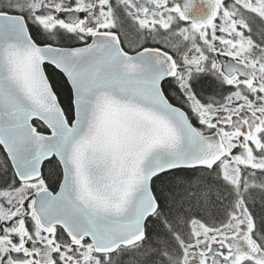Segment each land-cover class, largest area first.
<instances>
[{
	"label": "snow or ice",
	"instance_id": "1",
	"mask_svg": "<svg viewBox=\"0 0 264 264\" xmlns=\"http://www.w3.org/2000/svg\"><path fill=\"white\" fill-rule=\"evenodd\" d=\"M109 7H116V0H0V206L11 217L0 219V264L82 262L93 240L105 235L103 219L76 195L83 139L129 80L118 60L150 51L125 47L122 26L109 23ZM157 50L165 51L159 45ZM179 71H186L183 62ZM145 74L166 99L173 87L186 101L198 98L197 83L189 80L183 87L172 69L160 75L145 66ZM21 97H34L44 111L33 114L31 103L19 108ZM166 163L154 161L159 171L151 180L153 190L172 172L197 167ZM102 181L92 184L103 189ZM45 216L54 227H39ZM73 229L88 235L73 242Z\"/></svg>",
	"mask_w": 264,
	"mask_h": 264
},
{
	"label": "flooded vegetation",
	"instance_id": "2",
	"mask_svg": "<svg viewBox=\"0 0 264 264\" xmlns=\"http://www.w3.org/2000/svg\"><path fill=\"white\" fill-rule=\"evenodd\" d=\"M106 15L110 24L122 26L127 49L159 45L173 56L178 81L182 79L183 87H189V80L197 83L198 98L186 101L173 87L171 102L181 106L202 133L217 132L225 142L222 179L238 200L235 211L216 223L197 218L210 235H197L193 241L180 236L185 258L190 264H264V228L255 207L257 197L264 196V0H116ZM181 62L184 73L178 69ZM204 81L215 85L214 94L200 90ZM229 166L237 171L234 177L228 176ZM10 218L0 212V219ZM39 227L45 228L41 223ZM118 251L99 253L91 243L84 261L74 264H105L102 256L109 263Z\"/></svg>",
	"mask_w": 264,
	"mask_h": 264
},
{
	"label": "water",
	"instance_id": "3",
	"mask_svg": "<svg viewBox=\"0 0 264 264\" xmlns=\"http://www.w3.org/2000/svg\"><path fill=\"white\" fill-rule=\"evenodd\" d=\"M170 58L174 60L171 54L152 48L135 60H118L117 67L129 74V80L118 97L110 98V112H101L83 139L85 152L76 195L83 197L84 205L105 222L104 237L93 240L99 253H110L146 238V222L159 204L151 186L159 171L153 169L154 161H166V167L212 168L227 154L219 133H201L188 113L166 99L158 83L153 86L145 74V66L160 75H167L169 69L174 71L175 60L170 62ZM34 101V97H21L18 107L31 103L33 114H40L44 108ZM101 177L106 185L103 189L92 184L93 179ZM246 214L244 209L243 218ZM41 224L54 225L46 216ZM73 231V239L82 237L79 229Z\"/></svg>",
	"mask_w": 264,
	"mask_h": 264
},
{
	"label": "trees",
	"instance_id": "4",
	"mask_svg": "<svg viewBox=\"0 0 264 264\" xmlns=\"http://www.w3.org/2000/svg\"><path fill=\"white\" fill-rule=\"evenodd\" d=\"M201 89L211 94L216 91L215 85L207 81L200 84ZM221 167L218 164L214 169L186 168L174 171L158 182L154 193L163 206L149 216L151 219L148 217L146 238L119 248L117 253L111 254L112 261L108 264H183L184 247L179 237H188L189 221L198 218L206 223H216L228 212L235 211L233 206L237 199L232 187L223 181ZM58 175L59 171L54 170L52 180L55 181ZM249 201L253 207L251 197ZM255 207L264 228V196L257 197Z\"/></svg>",
	"mask_w": 264,
	"mask_h": 264
},
{
	"label": "rangeland",
	"instance_id": "5",
	"mask_svg": "<svg viewBox=\"0 0 264 264\" xmlns=\"http://www.w3.org/2000/svg\"><path fill=\"white\" fill-rule=\"evenodd\" d=\"M227 171H229L228 176L231 175L232 177H234L236 175V173H237V171H236V169L234 167H230V169L227 170ZM16 195H17V197L19 199L22 198L21 194L18 193ZM8 211H9L8 209H4L2 206H0V212L2 213V215L3 214H7ZM239 213H240V209L238 210V215H239ZM189 222H190L189 223V230H188V233H187L188 234L187 238H188L189 241L192 240L193 238H195V235H198V236H201V235L209 236L210 235L209 230L207 231V225L202 223V222H200V221H198L197 218L196 219H191ZM193 233H196V234H193ZM183 247H184V250H185V246H183ZM188 247L189 246H187L186 249H188ZM185 254H186V252L184 251V256H183V258H184L183 261L184 262H183V264H190L189 259L185 258ZM93 263H95V262H92L90 264H93Z\"/></svg>",
	"mask_w": 264,
	"mask_h": 264
},
{
	"label": "bare ground",
	"instance_id": "6",
	"mask_svg": "<svg viewBox=\"0 0 264 264\" xmlns=\"http://www.w3.org/2000/svg\"><path fill=\"white\" fill-rule=\"evenodd\" d=\"M190 18H191V17H190ZM178 69H179V67H178ZM178 72H179V71H178ZM193 100H194V99H193ZM191 101H192V100H191ZM194 102H195V101H194ZM189 103H190V102H189ZM189 106H190V105H189ZM180 107H181V106H180ZM186 107H187V106H186ZM190 108H191V107H190ZM188 109H189V107H188ZM192 109H193V108H192ZM190 110H191V109H189V111H190ZM195 110H196V108H195ZM190 113H191V112H190ZM197 113H198V112H197ZM193 117H194V116H193ZM195 118H197V117L195 116ZM190 119H191V118H190ZM197 122H198V119H197ZM195 125H197V124H195ZM198 126H199V125H198ZM202 129H204V128H202ZM204 130H205V129H204ZM203 133H204V132H203ZM206 133H207V132H206ZM208 133H209V132H208ZM224 143H225V142H224ZM236 153H237V152H236ZM230 154H231V153H230ZM231 156H232V155H231ZM231 156H230V157H231ZM228 157H229V156H228ZM228 160H229V159H228ZM222 162H223V161H222ZM225 165H226V164H225ZM232 165H233V164H232ZM227 166H228V165H227ZM244 166H245V164H244ZM219 167H220V166H219ZM229 167H230V166H229ZM221 168H222V167H221ZM221 168H220V169H221ZM254 168H255V167H254ZM209 169H210V168H209ZM212 169H214V168H212ZM245 169H246V168H245ZM248 169H249V168H248ZM248 169H246V170H248ZM251 170H253V168H252ZM219 171L222 172L223 170H219ZM226 171H227V170H226ZM249 172H250V171L248 170V173H247V174H249ZM260 172H261V171H260ZM260 172H259V174H261ZM222 173H223V172H222ZM223 174H224V173H223ZM243 174H244V173H243ZM243 174H242V175H243ZM238 175H239V174H238ZM262 175H263V174H262ZM230 176H231V175H230ZM250 176H251V173H250ZM250 176H249V177H250ZM231 177H232V176H231ZM242 177H243V176H242ZM254 177H255V176H254ZM256 177H257V176H256ZM261 177H264V176H261ZM236 178H237V177H236ZM226 179H227V180L229 179L228 176L226 177ZM226 179H225V180H226ZM232 179H234V178H232ZM248 179H249V178H248ZM261 179H262V178H261ZM242 180H243V178H242ZM244 180H245V179H244ZM244 180H243V181H244ZM230 181H231V180H230ZM230 181L228 180V181H226V182H230ZM253 181H254V180H253ZM256 182H257V181H256ZM233 183H234V182H233ZM249 183H250V182H249ZM237 186H238V185H237ZM240 186H241V185H240ZM231 187H232V186H231ZM235 187H236V186H235ZM243 187H244V186H243ZM245 187H246V186H245ZM251 187H252V186H251ZM248 188H249V187H248ZM235 195H236V194H235ZM237 201H238V200H237ZM158 208H159V207H158ZM238 210H239V209H238ZM236 212H238V211H236ZM222 223H223V222H222ZM208 225H209V224H208ZM191 226H192V225H191ZM212 226H213V225H212ZM257 227H258V226H257ZM193 234H196V233H193ZM196 236H197V235H195V237H196ZM191 238H192V237H191ZM193 239H194V238H193ZM193 239H192L191 241H193ZM187 240H188V239H187ZM188 241H189V240H188ZM263 247H264V246H263ZM255 259H256V258H255ZM257 260H258V259H257ZM256 263H257V262H256Z\"/></svg>",
	"mask_w": 264,
	"mask_h": 264
}]
</instances>
